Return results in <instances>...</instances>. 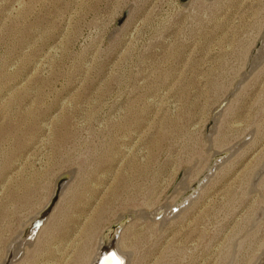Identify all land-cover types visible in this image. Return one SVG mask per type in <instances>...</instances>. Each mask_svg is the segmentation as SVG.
<instances>
[{
  "label": "rangeland",
  "instance_id": "1",
  "mask_svg": "<svg viewBox=\"0 0 264 264\" xmlns=\"http://www.w3.org/2000/svg\"><path fill=\"white\" fill-rule=\"evenodd\" d=\"M263 38L264 0H0V264L69 172L13 264H93L127 215L128 264H263Z\"/></svg>",
  "mask_w": 264,
  "mask_h": 264
},
{
  "label": "water",
  "instance_id": "2",
  "mask_svg": "<svg viewBox=\"0 0 264 264\" xmlns=\"http://www.w3.org/2000/svg\"><path fill=\"white\" fill-rule=\"evenodd\" d=\"M189 1L190 0H180V2L182 4H187ZM260 49H262L264 51V38L258 43L255 51H258ZM255 51H253L254 53H252L253 57L250 59L248 65H247L246 71L242 75L241 80L236 84L234 90L226 98V100L223 101L219 105V107L216 108V110L214 111L212 119H211V121H210V123L206 129L207 137L212 136L214 134V130H216L218 120H219L220 116L222 115V111L228 105L230 99L234 96V94L240 88V86L251 75L250 70H251L253 65H256V64H254V61H253L254 56L256 54ZM251 138H252V135L250 134L247 137H245L243 139V141L239 143L238 146L236 145L235 148L233 147L234 149H231L229 151H225L224 153H221V154L220 153L215 154L213 161H212V164H211L212 169H211L210 174H213L215 172L216 168H214V167L218 166V164L224 165L225 163H227L236 154L235 152L237 150L240 151L242 149V147H244L251 140ZM260 173H261V171L258 174H260ZM72 177H73V173L69 172L59 180L53 198L49 202L48 206L44 209V211H42L40 216L33 222L32 226L30 227L31 234L28 237H26L27 239H30L32 237V235L36 234L40 230V228L43 226L44 222L48 219V217L50 216L54 207L57 205L62 193L64 192L65 188L67 187V185L70 182V180L72 179ZM203 181L206 183L207 179H205ZM200 184H202V181ZM198 193H199L198 192V186L196 185L190 192H188L186 194V196L183 198L184 200L182 199L179 203H181L182 205H187L188 204V201H187L188 198H194L195 196L198 195ZM177 205L172 207V208H168V211H171L173 213H177L179 211V208H180L179 207L180 205L179 206H177ZM131 216H133V215H131ZM131 216L127 215L126 218H124L121 221L116 222L114 225H112L109 228V231H107L105 234L104 243L102 244V246L99 250V258H97L93 264H126V261L123 260L122 257H120V255L117 251L116 241L119 238V234L121 233L124 226H126L130 222ZM163 216H164V213L158 211L154 218L156 221L157 220H163ZM12 259H13V251L11 250L8 253L4 264H12Z\"/></svg>",
  "mask_w": 264,
  "mask_h": 264
},
{
  "label": "bare ground",
  "instance_id": "3",
  "mask_svg": "<svg viewBox=\"0 0 264 264\" xmlns=\"http://www.w3.org/2000/svg\"><path fill=\"white\" fill-rule=\"evenodd\" d=\"M258 54H260V52L258 53ZM259 56V55H258ZM256 57H257V55H256ZM255 57V58H256ZM254 58V59H255ZM258 58V57H257ZM259 59V58H258ZM258 59L257 60H253L254 61V64H256V61H258ZM254 66L255 65H253L252 66V68H254ZM215 168V167H214ZM211 169H212V167H210V170L208 171V173H210L211 172ZM208 175H207V173L206 174H204L200 179H199V181L194 185V187L197 185L198 186V192L200 191V189H202V186L204 185V184H206L203 180H205V179H207V181H208V177H207ZM201 181H202V184H200L201 183ZM206 181V182H207ZM193 187V188H194ZM192 188V189H193ZM198 196V195H197ZM197 196H195L194 198H188V203L190 202V201H192V200H194ZM177 205V204H176ZM180 205V203H178V205L177 206H179ZM180 207V206H179ZM165 210V209H164ZM179 211H180V208H179ZM178 211V212H179ZM177 212V213H178ZM168 214L167 215H165V213H164V216L165 217H167V218H169V217H172V216H174L175 214H177V213H173V212H171V211H168L167 212ZM40 216V215H39ZM38 216V217H39ZM38 217H35V220L38 218ZM127 217V216H126ZM125 217V218H126ZM133 217L134 216H131V219H133ZM124 218H122V219H120L119 221H121V220H123ZM34 220V219H33ZM33 220H32V222H33ZM31 222V221H30ZM31 222V223H32ZM33 224V223H32ZM32 226V225H31ZM31 226H29V228L28 229H26V230H24L23 232H21L18 236H17V238L14 240V242L10 245V247H9V249H8V252H7V255H8V253L12 250L13 251V259H12V264L14 263V261L16 262L17 261V259H18V257H20V255L22 254V252L24 253V251L26 250V248L28 247V246H30V244L31 243H33L34 242V240L37 238V235H38V232L36 233V234H33L32 235V237L30 238V239H27L26 237H28L30 234H31V232H30V227ZM125 227V226H124ZM106 234V233H105ZM105 234H104V236H103V242H102V244L104 243V240H105ZM120 235V234H119ZM119 240V238L117 239V241ZM117 241H116V248H117V251H118V253H119V255H120V257H122L123 258V260H125L126 261V264H128L129 262L128 261H130L129 259V257H128V254L127 253H125L124 251H122L121 250V246H118V244H117ZM120 241V240H119ZM101 244V243H100ZM32 245V244H31ZM100 246V245H99ZM98 253H99V249H98ZM98 253H97V255H98ZM7 255H6V258H7ZM96 257V256H95ZM6 258H5V260H6ZM97 258H99V256L97 257ZM96 258V259H97ZM5 260H4V262H3V264L5 263ZM19 260V259H18ZM95 261V260H94ZM263 264H264V258H262L261 260H260Z\"/></svg>",
  "mask_w": 264,
  "mask_h": 264
}]
</instances>
